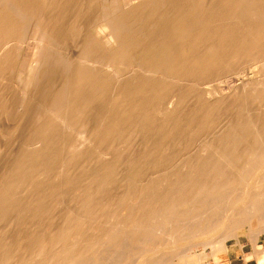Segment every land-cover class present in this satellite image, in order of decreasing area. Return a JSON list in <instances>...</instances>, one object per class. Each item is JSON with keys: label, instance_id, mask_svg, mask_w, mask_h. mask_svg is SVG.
Masks as SVG:
<instances>
[{"label": "bare ground", "instance_id": "obj_1", "mask_svg": "<svg viewBox=\"0 0 264 264\" xmlns=\"http://www.w3.org/2000/svg\"><path fill=\"white\" fill-rule=\"evenodd\" d=\"M99 1L0 0V113L5 116L21 115V120L37 113L35 124L29 131L25 129L28 133L21 137L23 147H29L30 151L23 149L20 156L34 155L37 149L49 146L51 139H61L57 134L63 129L59 127L62 123H68L70 128L91 114L93 119L90 120H95L100 127L91 128L88 135L82 134L84 136L81 137L99 143L100 147L115 137L126 139L129 132L132 137L134 126L138 124L141 136L148 137L152 133L158 137L157 144L161 145L165 139L183 138L185 133H190L195 138L196 147L193 148L195 144L190 138L193 143L191 149L185 147L184 150L171 151L161 162L163 165L153 169L156 174L151 179L136 184L128 198L121 196L118 208L102 209L99 203L95 206L90 200V193L83 190L79 199L77 196L81 207L83 205L82 210L66 211L62 225L56 230L53 229L55 221L46 216L47 205L55 199V206L57 196L78 186V181L75 177H66L64 179L68 180L63 187L54 189L48 197L44 191L38 199H31V196L22 198L16 195L15 190L22 187L35 190L38 175L50 176L56 170L57 162L27 158L18 161L15 177L0 184V223L3 224L6 217L14 212L16 214L12 216L22 215L23 219L24 215L28 217L26 219L37 218V227L47 233L42 234L38 230L29 234L26 232L15 245L4 242L0 237V264H105L100 262L101 258H95L93 262L83 258L96 243L101 245V250L103 235L118 245L126 237L132 252H138L144 258L149 256L142 264H165V255L171 260V255L182 257L195 251L191 244L200 238H207L208 245L217 247L216 243L221 239L226 241L225 234L236 232L242 235L241 229L245 228L249 233L254 230L255 236L262 232L264 94L259 89L261 83L244 79L231 92L235 96L231 104V97L228 102L222 97V84H217L211 91L210 87L205 88V83L233 64L252 62L264 56V0ZM91 11H95L96 16ZM89 12L96 20L91 18L92 14L88 15ZM86 13L88 16H85ZM84 17L91 20L89 31H86L85 23L81 24ZM129 17L138 18L136 30H139V20L142 23L140 27H146V30L142 28L144 32L141 34H138L141 30H130L132 22ZM137 20L132 18L134 22ZM80 24L86 27L82 30L86 33L80 32ZM96 32L111 36L112 46L103 47ZM69 36L74 39L70 37L71 41H78L75 48L71 47L72 55L64 47ZM29 46H32L31 50ZM28 50L33 55L26 56ZM114 68L122 73V77L114 76L111 72ZM54 77L55 86L51 88L50 80ZM239 92L243 93L240 95ZM203 93L211 97L207 95L206 98ZM192 97L195 98L196 108L190 113L187 108L188 114L184 116L182 108ZM247 100L255 103L248 104ZM34 104L38 109L35 112ZM255 104L256 107L251 109ZM162 105L167 107L164 111L166 117L157 124L154 115L161 112ZM222 105L226 106L227 121L222 128L221 124L217 125V131L214 128L216 115L224 108ZM242 109L245 110L243 114L239 113ZM228 120L232 124L227 123ZM208 127L210 131L214 130L215 139L205 142L202 134ZM18 137L16 135L14 141ZM201 142L210 150L209 159L191 161V155L199 152ZM75 155L78 156L77 153ZM159 158H163L161 151L149 146L142 155V163L148 165L152 159L159 161ZM183 160L191 166L193 176L184 177L177 173V161ZM62 162L68 164L73 160ZM145 168L141 169L144 171ZM167 173L174 176L167 181L168 189L161 191L159 175ZM113 175L114 171L106 168L99 178L104 182ZM99 178L90 179L96 182ZM239 185L243 189L238 188V192L243 190V193L237 192ZM31 195L34 193L31 192ZM129 199L137 204L126 205ZM215 200H228L230 209H227L231 212L225 215L226 211H223L224 216L216 219L215 215L214 222L202 226L205 213L202 215L198 209L210 206ZM241 206L243 210H240ZM50 208L53 212L54 208ZM120 208L127 212L123 217L118 214ZM101 216L104 220L118 217L123 223L120 234L114 233L110 227L95 226ZM183 216L188 217V223L182 224L180 218ZM157 220L177 222L172 227L176 236L170 237L172 244L168 242L163 250L160 248L163 244H155L154 240L162 234L159 226H154ZM195 228L197 234L190 238L184 235L186 230L193 232ZM93 229L95 234L89 235V230ZM158 254H162V260L158 259ZM85 257L92 258L91 255ZM121 257H126V254ZM118 264H133V259L132 263L126 258Z\"/></svg>", "mask_w": 264, "mask_h": 264}, {"label": "rangeland", "instance_id": "obj_2", "mask_svg": "<svg viewBox=\"0 0 264 264\" xmlns=\"http://www.w3.org/2000/svg\"><path fill=\"white\" fill-rule=\"evenodd\" d=\"M99 2L101 3L102 0H100ZM101 6H102V4H101ZM101 6H100V9H101ZM97 11L98 10H96V12ZM91 12L94 15L96 14V13H94L95 11H91ZM91 12H89V14L86 13L85 16L91 15L92 14ZM93 14H92L91 18H93V20H96V18L94 19ZM132 18L134 21H135V19L136 20L138 19L136 17H135V19H134V17H129L128 19H130L132 23L134 22V21H132ZM128 19H127V22L130 21ZM85 20L88 21V24L86 23L87 21L85 22ZM90 22H91V20H89V18L87 17L84 19V22L81 23V24L85 23V26L87 25L86 27L88 28V30L86 29V31H89L90 25H92V23H90ZM131 22H128V23L130 24ZM137 22H138V20L136 22H134L135 23V25L133 24L134 26H132V23L130 24V30H132V31L134 30L137 32L141 30L140 32H138V34H141L142 31L144 32V30H146L145 29L146 27H144V28L140 27L142 25V23H141V20H139V22H140L139 23V30H136V28L138 29V26H137L138 23ZM136 23H137V25H136ZM88 25H89V27H88ZM80 27H81V29L79 28L80 32L82 30H85V28H86V27H84V25L83 26L81 25ZM86 31H82V34L86 33ZM105 34L106 33L96 32V36L98 39L100 38L99 41L101 43L99 41L98 42L103 47H106V46L108 47L110 44H111L110 46H112L113 42H112L111 36H108V35L106 36ZM70 37L71 36L66 37L67 39H65L67 41L66 45L69 47V49L67 48L66 45L64 47L68 51V54L72 55V53H73L72 49H73V47L74 48L76 47V44H77L76 42H78V41L76 40L75 42H73V41H71L73 39V37H71L72 39ZM66 41H65V43H66ZM71 47H72V49H71ZM28 48L31 50L32 46H29ZM30 50H28L25 53L26 56L33 55V52H31ZM112 70H111V72L114 73L115 77H116V74H117L118 78L122 77V73L117 68H114ZM244 79H251L252 81H256L258 83H261L259 86V89H260V92H262L264 94V56L259 58V59L254 60L252 62L242 61V62H239L238 64H233L232 66H230L227 69H223L218 74H214V76L211 79L206 81L205 88L210 87L209 90L212 91V90H214V88L216 87L217 84H222V89H223V93H224L223 94L224 96L222 95V97L225 101L227 100V102H228V100H230V97H231L232 101L229 102L231 104V102H234L233 98H235V96H233L231 92H234L236 90V87L240 84V82L244 81ZM50 82L51 83L49 86L51 88L54 87L55 86V77L52 80H50ZM227 82H229V85H227ZM207 92L208 91H206V93ZM242 93L239 92L238 94L241 95ZM168 94L170 96L171 92H169ZM203 95L206 98H208L207 95L211 97V95H209V94L206 95L203 93ZM247 101H249V102H247L248 104H254L255 103V102H250V100H247ZM34 107H35L34 108V112H35L36 110H38V109H36L37 108L36 104H34ZM221 107H224V108L221 109V111L216 115L217 123L214 126V128H216V126L219 124H221V128L226 125V122H225V121H227L225 118L226 106L222 105ZM255 107H256V104L251 109H254ZM163 108L164 107L162 105L159 109L161 112H159V113L157 112L156 113L157 116H156V114L154 115V119L157 122V124H160L164 120V118L166 117V115H165L166 112H164V111H167V107H165L166 110H165V108L164 109ZM187 108H188L189 113L191 112V110L193 111V109L196 108L195 98L192 97L191 99H189L185 103L184 107L182 108V114L184 116H186V114H188V111L186 110ZM244 111L245 110L242 109V111L239 113L243 114ZM92 115L93 114H91L89 116L86 115L87 117L86 116H85L86 118L84 117L85 120L83 119V121H80L81 124H80V122L76 123V124L74 123V125L72 124L70 128L68 127V123L67 124L62 123L61 125H59V127L61 129L63 128L64 130L62 129L60 134H57V135L61 136V139H51L50 142H48V144H50L49 146H47L46 148H40V150L37 149V151L34 152V155H30V156L25 155V157L20 156V153H22L24 151L26 152L29 149V147H25V146L23 147L24 144L22 145L23 141H22L21 137L24 134L28 133V131L33 127V124H35L37 113H33V114L31 113L30 115H28L29 118L27 117V120H25L26 118L24 119L25 121L21 120L19 118L21 115H18L19 117H17L16 115H13V114L9 115V116H5L2 114L0 115V126H1L0 127V184H2L4 182H8L12 178L15 177V175H16V174H14L15 168L18 166L16 163L20 160H24L25 158L43 160V161H46L48 163H51V161H52V163L57 162V163H55L56 170L53 173H51L50 176H46V175H42V174L38 175V182H37L38 185H37V188L35 190H32L31 187H27V189H25L26 187L16 189L15 192H16L17 196L18 195L23 196L22 198H27L28 196H31V199H38V195H40L41 192L43 195V192L46 191L48 193L46 195V197H48L49 194L54 191V189L58 188L59 186L61 188L63 187L65 181L68 180V179H64V178L68 177L69 179H73L75 177L74 179H76L78 181V186L73 187L71 190H69L68 192H66V194H63L62 196H57L58 203L55 206L53 205V202L55 199L52 200L53 202L49 201V205H47L48 209H50V210H51L50 207L54 208L53 212L51 210V212L54 214L52 215V213H50V210L47 209L46 214H48V215H46V216L50 217V219L55 221V223L53 225V229H55V230L62 225L64 213L66 214V211L67 212H69V211L78 212V211L82 210L83 205L81 207V203L78 202V199L80 197V194L83 193V190L88 191L90 193V200H91V202H94L95 206L99 203L98 205L99 206L102 205V209L107 208V210H110L113 208H118V206L120 207V204H121L120 201H121L122 197L128 198L130 196L131 190L133 188H135L136 184L146 183L149 179H151V177L153 176L154 173L156 174V171H154L153 169L163 165V163H161V162H164L165 156L168 157L170 155V152L173 150H184L185 147H188L191 149V147L193 146V143H192L190 138L193 139V142L195 139L192 136V134H190V133L186 134L185 133L183 138H178V139L173 138V139H167V140L165 139L160 145V144L156 143L158 137L157 136L155 137V135H153L152 133L148 134V137H146V136L142 137L141 132H140L141 127L138 126L139 125L138 124V125L134 126L135 131L133 132L134 135H133V133L131 134L132 137H130V132H129V134H128L129 136H127L126 139H122L121 137H119L117 139L115 137V138L110 139L107 142H104V146L100 147L99 143H93L87 139L83 140L81 137V136H84L85 134L88 135L91 132L90 131L91 128L94 130L96 127H100V125L97 124L95 120H93V122H92V120H90V119H93ZM32 117L34 120L33 119L29 120ZM30 121L32 122V124L30 123ZM227 123L232 124V122L229 120ZM29 125H32V126L29 127ZM218 127L220 129V126H218ZM18 128L19 129L24 128V130L20 131ZM25 129L26 130L29 129V130L25 131ZM216 130L218 131V128H216ZM9 132L11 133V136H10ZM14 132H17V133L14 134ZM213 132H214V130L210 131L209 127L206 128V130L203 131V134H202L203 138H204L203 140L205 142L213 141L215 139L214 138L215 132L214 133ZM82 134H84V135H82ZM126 134L124 133V135H126ZM16 135L17 136L19 135L20 137L16 138V141H14ZM54 136H56V134ZM3 137H4V139H3ZM80 137H81V139H80ZM17 139H18V141H17ZM16 142H18V143H16ZM123 142H127V143H123ZM84 143H86V145H84ZM194 144H195V146L193 148L196 147V142H194ZM202 144H203V142H201V146L198 147L199 152L194 156L191 155V159H192L191 161H198V159L199 160L209 159L210 150L208 149V147L202 146ZM149 146H154L157 148V150L161 151L163 158H161V160L159 158V161H158V159H156V160L152 159V161H150V164L146 165V164L142 163V161H143L142 155ZM23 149H24V151H23ZM143 150H144V152L142 153ZM28 151H30V150H28ZM73 153L74 154L77 153L78 156L77 155L74 156ZM115 154H117V155H115ZM138 157H139V159H138ZM67 159H72L73 162H70L68 164L62 162V161H65ZM186 163L187 162H184V160L183 161H177V164H178L177 165V173L181 174L184 177L193 176L194 172L192 171V169H190L191 166H188ZM133 167H135V168H133ZM106 168L112 169L114 171V175L110 179H107L106 181L103 182L101 180V177L99 178V175L104 174V170ZM141 168H143V169L145 168V170L143 171V169H141ZM139 169L142 171L138 172L137 170H139ZM134 170H136V171H134ZM137 174H140V176L138 177ZM91 175H93V176H91ZM172 176H174V175H171L169 173L159 175V181H160L159 182V189L161 191H165L168 189L167 181L169 179L173 178ZM90 178L91 179L99 178V179L96 182H93V181L91 182ZM194 178H197V177L194 175ZM85 188H87L88 190ZM238 188L243 189L242 185H241L240 187H237V189H236L237 192L239 190ZM31 192L34 193V195H31ZM239 192L243 193V190H240ZM77 196H78V199H77ZM50 199H51V197H50ZM215 201L216 202L212 203L210 206H206V207H203L201 209H198L199 213H201L202 215H204V213H205V215H204L205 217L201 215L202 219H203V221L201 222L202 226L209 224L210 222H214L216 219H219L221 216H224L223 214H225V213H226L225 215H227V213L230 214L231 211H228L230 209V204H229L228 200H224V201L223 200H221V201L215 200ZM219 201L222 203H220ZM218 203L220 204L221 207L219 206ZM136 204L137 203L131 199L127 200V203H126V205H129V206H134ZM227 204H228V206H227ZM222 206L224 209L222 208ZM218 207H220V208H218ZM183 208H181V209H183ZM188 208H190V207H188ZM227 208H229V209H227ZM243 208L241 206L240 210H243ZM223 211L224 212L226 211V212L223 213ZM126 213H127L126 210H124L122 208H120L118 211V214L122 217L125 216ZM11 214L13 215L16 213L13 212V213H10L9 215H11ZM9 215H8V217H6V220L3 224L0 223L2 225V226H0V237H3L2 240L3 241L5 240L4 242H7L10 245H15V243L20 242L24 238V236L26 235V232H27V234H29L30 232L38 230L37 232L40 231L42 234L47 233V231L43 228L42 229L40 228L41 230H39V228L37 227L38 226V221L36 220L37 218H32V219L30 218L32 220L31 221L30 219H26L28 217H26L25 215H24V219H23L22 215H19V216H17L18 214L14 215V216H12V215L9 216ZM215 215H216V217H215ZM218 215H220V216H218ZM9 217H10V219H9ZM117 218L118 217H114V218L108 217L107 219L104 220V219H102V216H101V217H99L98 221H96V222H98V224L97 223H94V224H95V226L103 225L104 227L105 226L110 227V228L114 229L113 230L114 233L120 234L119 231L122 229L123 223L122 222L120 223V221ZM187 218L188 217H185V216L180 218L181 221L183 220L182 224L188 223V222H186ZM18 219H20V220H18ZM34 219H35V221H34ZM100 219H102V220H100ZM20 221H22V222H20ZM187 221H189V219ZM154 223H155L154 226H156V224H157L159 226V228L161 229V232H162L161 235L156 236L154 238L155 244L159 245L161 242V244H163L162 245L163 247H160V248L162 250L166 249L164 246L167 247L168 242H170L172 240V238H170V237L174 238L176 236L175 232L172 231V227L175 226V224L177 222L176 221H174V222L173 221L172 222H170V221L169 222H163L162 220H157ZM36 227H37V229H36ZM117 229H118V231H117ZM163 229H166L168 232L164 231ZM169 229H170V233H169ZM250 229L252 230V228H250ZM250 229H249V231H250ZM89 231H91L89 235L95 234L94 229L89 230ZM253 231L254 230H252V232L249 233L248 229L245 228V230L241 229V232L244 233L242 235H237L236 232L229 234L230 236L225 234L224 237L226 238V241H224V239H221V242L218 243L219 245L216 243L217 247H215V245H212V244L208 245L209 243L207 242L208 241L207 238L204 239L205 242H204V240H202L203 238H200L201 240H195L194 242L192 241L193 243L190 242V243H192L191 246L194 247L193 250H195V251H193L187 255H184L182 257H179V256L174 257V255L170 254L172 261L170 260V256L165 255V257L167 258V261H163V262L167 263L168 259H169L170 261L168 264H171V263L172 264H229V262H233L232 260L236 261L238 259H242V261L243 260L250 261L251 264H264V234H263L264 230H262V232H260L259 234L257 233L256 236H255L256 233ZM185 234H186V236H189V238H190L193 236V234L194 235L197 234V228L193 229V232L191 230H186V233L184 232V235ZM233 234H234V236L235 235H237V236L232 237ZM166 235H168L169 237ZM250 236H252V237H250ZM237 237H239V238L237 239ZM101 238L103 240V242H102L103 247L101 248V250H99L101 245L96 243L93 246L94 248L92 247L91 249H89V251L86 252L85 256L90 257V255H91L92 258L91 257L86 258L85 256L83 257L87 261L91 260L93 262V259L101 258V259H103V260H100L101 263L103 261V262H105V264H118V262L124 261L127 258V259H129V261L131 263H132V259H133V264H134V262L137 264H142L149 257V256H145V258H144V256L143 257L139 256L137 254L138 252L137 253L132 252L133 250L129 246V244H127L128 239L126 237L123 240V243H126V244L122 243L121 245H118V243H114L115 241H113V242L110 241L109 237L107 235H103V237H101ZM164 239L165 240L169 239V240L164 241ZM254 239H257V241ZM236 240H237V242H236ZM227 242H230V243H227ZM258 243H259V245H258ZM170 244H172V242H170ZM96 245H97V247H96ZM228 245L230 248H228ZM257 245L259 248L257 247ZM113 248H115V249H113ZM162 250L159 249V251H162ZM217 250H219L220 252L218 253ZM126 251H127V253H125ZM162 252H164V251H162ZM162 252H160V253H162ZM98 253H100L99 256H97ZM123 254H124V256L126 254V257L122 258L121 256ZM161 255L158 256V259L162 260L163 256H161ZM106 256H107V258H106ZM166 258H164V260ZM102 264H104V263H102Z\"/></svg>", "mask_w": 264, "mask_h": 264}, {"label": "crops", "instance_id": "obj_3", "mask_svg": "<svg viewBox=\"0 0 264 264\" xmlns=\"http://www.w3.org/2000/svg\"><path fill=\"white\" fill-rule=\"evenodd\" d=\"M233 262H229V264H251L250 261H246V260H243L242 259H238V260H232Z\"/></svg>", "mask_w": 264, "mask_h": 264}]
</instances>
